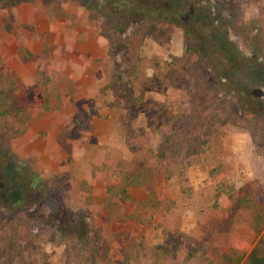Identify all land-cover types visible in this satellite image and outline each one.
Wrapping results in <instances>:
<instances>
[{
    "label": "rangeland",
    "instance_id": "374dc122",
    "mask_svg": "<svg viewBox=\"0 0 264 264\" xmlns=\"http://www.w3.org/2000/svg\"><path fill=\"white\" fill-rule=\"evenodd\" d=\"M132 1L149 12L0 0V264H241L256 246L264 0Z\"/></svg>",
    "mask_w": 264,
    "mask_h": 264
},
{
    "label": "trees",
    "instance_id": "16d2710c",
    "mask_svg": "<svg viewBox=\"0 0 264 264\" xmlns=\"http://www.w3.org/2000/svg\"><path fill=\"white\" fill-rule=\"evenodd\" d=\"M113 11L115 12H118L119 9L121 8H126L127 11L132 12L131 14L132 15H135L134 13H142V14H145L147 12H149L150 10V7H149V3L145 2V3H134L132 0L128 2L127 4V0H105ZM108 1V2H107ZM210 2H214L216 3V1L218 0H209ZM221 1H224V3H227V0H221ZM107 21H109V28L111 29V32H112V36H115V34L117 33H122V27L117 23L113 22L114 21V18H113V21H112V18L108 16L107 18ZM122 25V24H121ZM117 43H122L120 41V39H117ZM122 47H124V44H121ZM119 54L120 52L117 51ZM119 57L121 58L122 55H119ZM116 69L117 71L119 72L118 73V82H119V85L117 84L118 88H119V92H120V89L121 91L123 90L124 88V85L125 84H128V81L127 79H123V76H131V71L130 70H125L124 73L120 72L121 69L120 68H117L116 66ZM255 74V73H254ZM251 76H254V75H251ZM135 79L137 78V71H135L134 73V76H133ZM123 94V93H122ZM243 92L241 91H238V95H242ZM118 98H120L123 102V105L127 106L128 104L132 105V107L136 108L138 107L137 105V102H135L134 100L133 101H130L128 100V98L126 97V95H121V94H117ZM5 101V98L2 97V95L0 94V115L1 114H5L6 111L3 109L6 105V103L4 102ZM4 110V111H2ZM161 157H163V154L161 153L160 155ZM164 173L166 174L164 176L165 180H167L168 176L171 174L169 171H164ZM123 180H125V183L123 185V187L121 189H119V194L121 196H125L124 193H125V190L127 188H130V187H134V185H137L138 184V181L136 183H134V180H137V178H135L134 176L132 177V179L130 178H127V177H123ZM134 183V184H133ZM160 202V201H159ZM187 253H191V249H188L187 250ZM189 256H186V258H189ZM241 264H264V230L262 231L257 243H256V246L253 247L249 253L243 258Z\"/></svg>",
    "mask_w": 264,
    "mask_h": 264
},
{
    "label": "crops",
    "instance_id": "0c3cea01",
    "mask_svg": "<svg viewBox=\"0 0 264 264\" xmlns=\"http://www.w3.org/2000/svg\"><path fill=\"white\" fill-rule=\"evenodd\" d=\"M194 182L192 181V184H193ZM184 214V213H183ZM233 214V209H231L230 210V213L228 214V220H227V222H228V224H230L231 225V222H230V217H231V215ZM184 216L185 215H183V217H180V220H181V222H183L186 218H184ZM191 224V223H190ZM232 224H233V222H232ZM181 232H183V233H186V234H189L190 235V232L192 231V229H190V228H188V224L187 223H180L179 224V228H178ZM215 230L216 231H218V232H222L220 229H219V227H218V225L216 224V228H215ZM194 231V230H193ZM193 235V234H192ZM209 235H210V233H209ZM213 239L214 240H216V238H217V234L215 233L213 236ZM216 247H217V245H215ZM255 247V246H254ZM253 248V247H252ZM252 248H250V250L252 249ZM249 250V251H250ZM226 251H228V250H226ZM222 253H224V251H221V253H219V255H218V257L220 256V254H222ZM249 253V252H248ZM247 253V254H248ZM246 254V255H247Z\"/></svg>",
    "mask_w": 264,
    "mask_h": 264
}]
</instances>
